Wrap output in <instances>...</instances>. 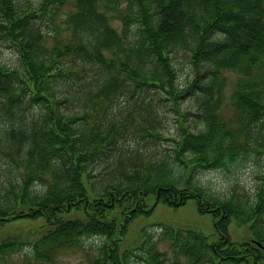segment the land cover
<instances>
[{
    "label": "trees",
    "instance_id": "1",
    "mask_svg": "<svg viewBox=\"0 0 264 264\" xmlns=\"http://www.w3.org/2000/svg\"><path fill=\"white\" fill-rule=\"evenodd\" d=\"M0 43L17 55L15 65L0 61V227L50 226L25 264H57L59 250L92 236L104 240L94 264H126L119 242L136 219L190 201L213 217L217 239L167 229L154 242L144 232L143 262L166 264L158 242L169 238L192 264H264V172L253 204L193 180L199 168L264 154V0H0ZM181 54L193 70L186 86ZM226 73L239 76L230 120ZM159 142L173 143V155ZM180 168L192 172L183 188ZM234 221L248 243L233 242ZM25 246L3 240L0 260Z\"/></svg>",
    "mask_w": 264,
    "mask_h": 264
},
{
    "label": "rangeland",
    "instance_id": "2",
    "mask_svg": "<svg viewBox=\"0 0 264 264\" xmlns=\"http://www.w3.org/2000/svg\"><path fill=\"white\" fill-rule=\"evenodd\" d=\"M37 4L39 0H29ZM73 2H69L64 7V12L74 10ZM59 19L58 25H62V20ZM113 26L120 31L121 23L118 20L112 21ZM64 28V26H62ZM17 55L6 44L0 43V61L7 65H15L17 62ZM179 83L187 85L193 81V70L188 60L183 58V55H177L176 59ZM226 88H225V103L222 108L221 115L230 120L234 118L236 108L234 104V94L236 90V83L239 76L234 73H226ZM187 105H182L181 110H185ZM169 127L167 138H175L177 135L178 124L175 123L177 119L174 113L169 114ZM136 145V143H135ZM173 143L159 142V149L164 150L173 155ZM179 174H182L180 187L183 188V181H185L192 173L189 170L179 169ZM264 172V154L256 151L251 152L246 159L239 158V160L229 165L224 169H202L199 168L194 172L193 180L204 187L210 194L221 199L230 198L232 194L236 193L243 200L249 201L253 204L257 200L258 187L261 183L260 177ZM185 186V185H184ZM149 206L154 204V200H149ZM79 214V213H77ZM82 218V217H81ZM49 223L44 218L37 219H21L0 227V243L5 239L18 240L25 243V247L21 253L12 255L6 262L0 260V264H25L27 255L31 254V247L48 229ZM170 232H184L196 231L209 237L210 241L217 239L216 231L214 229V219L211 215L201 214L194 201H190L185 207L174 210L164 204L157 207L155 212L149 217H140L136 219L129 227L125 236L121 237L119 242L120 256L127 255L126 264H146L139 257L138 248L143 242V233L150 235L153 241H158L166 230ZM230 234L235 244L248 243L252 236L246 226L238 224L234 221L230 228ZM102 238L99 236H92L83 240L81 247L67 250H59L56 256L57 264H94L100 257L98 248L102 245ZM104 241V240H103ZM158 249L165 253L166 264H192L184 256H176L171 239H165L158 242ZM117 264H125L120 259Z\"/></svg>",
    "mask_w": 264,
    "mask_h": 264
}]
</instances>
